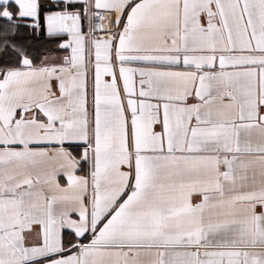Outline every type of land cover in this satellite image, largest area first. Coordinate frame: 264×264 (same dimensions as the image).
Segmentation results:
<instances>
[{
  "label": "snow or ice",
  "instance_id": "snow-or-ice-1",
  "mask_svg": "<svg viewBox=\"0 0 264 264\" xmlns=\"http://www.w3.org/2000/svg\"><path fill=\"white\" fill-rule=\"evenodd\" d=\"M0 264H264V0H0Z\"/></svg>",
  "mask_w": 264,
  "mask_h": 264
}]
</instances>
